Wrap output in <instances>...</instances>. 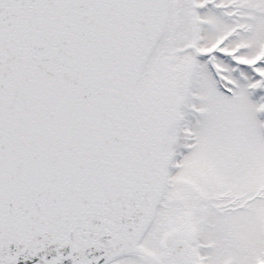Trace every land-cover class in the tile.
<instances>
[{"label": "snow or ice", "instance_id": "1", "mask_svg": "<svg viewBox=\"0 0 264 264\" xmlns=\"http://www.w3.org/2000/svg\"><path fill=\"white\" fill-rule=\"evenodd\" d=\"M0 264H264V0H0Z\"/></svg>", "mask_w": 264, "mask_h": 264}]
</instances>
